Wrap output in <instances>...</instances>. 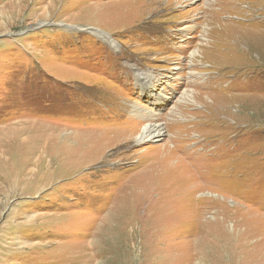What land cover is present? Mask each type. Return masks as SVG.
<instances>
[{
	"label": "rangeland",
	"instance_id": "rangeland-1",
	"mask_svg": "<svg viewBox=\"0 0 264 264\" xmlns=\"http://www.w3.org/2000/svg\"><path fill=\"white\" fill-rule=\"evenodd\" d=\"M165 3L0 0V264H264V0Z\"/></svg>",
	"mask_w": 264,
	"mask_h": 264
},
{
	"label": "bare ground",
	"instance_id": "bare-ground-1",
	"mask_svg": "<svg viewBox=\"0 0 264 264\" xmlns=\"http://www.w3.org/2000/svg\"><path fill=\"white\" fill-rule=\"evenodd\" d=\"M194 1L195 0H166L165 5H168V6H171V5H180L182 3H187V2L193 3ZM139 2H142V4L140 5L139 10L138 11L136 10L137 13H138V15H136L132 11H129V12L126 13V14H128V13L131 12L130 23H133L132 22L133 19L142 18L143 16L148 15L147 13H149V12L152 11L151 8L154 5H156V6H160L161 5L162 0H139ZM127 10H129V9L127 8ZM156 11H157V7H156ZM131 19H132V21H131ZM190 28H192L191 25H184V26L179 27L177 29V31L180 32V35H184V34H186L189 31ZM195 53H196V51H194L193 53H191V56L195 55ZM138 114H142V112H139ZM141 120H142L141 121L142 122L141 123L142 129H141V132L138 133V135L135 138L136 139L135 140L136 143L143 144V143H146V142H151V141H153V140H155L157 138L159 139L160 137H162L164 135V132H165L164 127L158 121L154 120L152 117L142 115L141 116ZM136 132H137V130H136ZM56 136H58V135H56ZM166 162L168 163V158L164 159V161L161 162V163H159V164H161V166H165L166 165ZM18 165L17 166H14L13 165V166H10L8 168L6 166H4V165L2 167H0V181H2L4 183L5 182H9V183H20L23 180V178L25 177L24 175H28V170L26 169V167H24L25 165H23V164H18ZM177 171H176V173H178ZM171 174H173V173H171ZM181 178H182V176H181Z\"/></svg>",
	"mask_w": 264,
	"mask_h": 264
}]
</instances>
